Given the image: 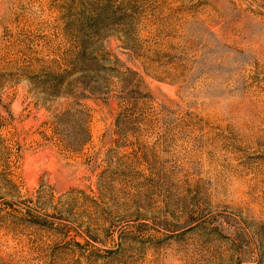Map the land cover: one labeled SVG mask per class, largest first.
<instances>
[{
    "label": "rangeland",
    "instance_id": "374dc122",
    "mask_svg": "<svg viewBox=\"0 0 264 264\" xmlns=\"http://www.w3.org/2000/svg\"><path fill=\"white\" fill-rule=\"evenodd\" d=\"M0 264H264V0H0Z\"/></svg>",
    "mask_w": 264,
    "mask_h": 264
}]
</instances>
